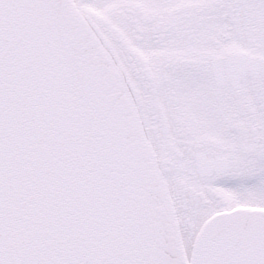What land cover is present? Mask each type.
Returning a JSON list of instances; mask_svg holds the SVG:
<instances>
[{
    "label": "snow or ice",
    "instance_id": "1",
    "mask_svg": "<svg viewBox=\"0 0 264 264\" xmlns=\"http://www.w3.org/2000/svg\"><path fill=\"white\" fill-rule=\"evenodd\" d=\"M0 264H264V0H0Z\"/></svg>",
    "mask_w": 264,
    "mask_h": 264
}]
</instances>
